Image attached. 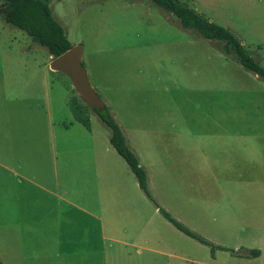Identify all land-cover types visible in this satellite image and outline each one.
Instances as JSON below:
<instances>
[{"label":"rangeland","instance_id":"obj_1","mask_svg":"<svg viewBox=\"0 0 264 264\" xmlns=\"http://www.w3.org/2000/svg\"><path fill=\"white\" fill-rule=\"evenodd\" d=\"M176 1L230 30L264 67V0ZM50 8L70 43L81 45L89 81L146 170L153 198L191 230L227 248L215 250L212 256L208 245L178 230L143 192L148 204H138L140 215L130 202L117 209L122 210L117 236L133 241L131 246L98 239L93 222L82 220L89 216L70 209L64 229L77 235L70 241L75 256L64 254L63 264H264V152L247 161L220 152L213 142L207 159H197L191 175L189 159L175 160L169 151L161 156L157 142L151 141L156 134L142 127L143 114H161L165 121H181L183 126H191L197 137L205 138L237 132V121H243L244 128L239 130L261 138L258 146L264 148V78L243 68L233 55H225L221 42L183 28L173 14L150 0H50ZM53 58L23 30L6 23L0 11V66L9 74L7 87L20 90L23 97L16 104L23 115L16 137L29 135L25 112L33 108V97L38 95V105L47 104L53 120L50 135L38 124L36 151L45 154L36 161L38 167H50L52 158L59 193L64 196L67 191L71 201L84 199L92 204L93 192H82L78 172L66 186L65 175L59 176L58 170L77 171L98 164L102 170L116 167L122 174L132 172L116 151L105 149L109 129L93 111L87 109L91 131L74 120L67 98L76 96L86 104L69 77L50 67ZM36 59L48 72L39 69ZM44 72L52 82L47 98ZM3 81L0 75V88ZM30 150L34 151L32 142ZM203 165L211 166L208 181L196 172ZM219 178L222 183L217 184ZM108 201L103 192L105 223L115 209L114 204L110 209ZM228 201L236 212L233 216L225 213L223 218L221 211ZM124 210L130 213L124 215ZM55 213L58 215L57 209ZM6 246L11 257L18 259L20 254L19 258H24L22 248L9 242ZM140 246L148 250L136 253ZM252 249L263 251L261 259L249 255Z\"/></svg>","mask_w":264,"mask_h":264},{"label":"crops","instance_id":"obj_2","mask_svg":"<svg viewBox=\"0 0 264 264\" xmlns=\"http://www.w3.org/2000/svg\"><path fill=\"white\" fill-rule=\"evenodd\" d=\"M37 62L39 69L42 68L48 72L43 62L42 64L39 63V60ZM0 72V75L4 77L3 88H0L1 264H63L65 261L61 257L64 254L68 253L69 256H75V254L71 255L70 241L74 240L77 235L70 234L64 229V220L69 219L68 214L70 209L74 213L82 212L89 216L82 220L88 223L93 222L98 239L127 246L134 245L133 241L121 238L117 233L119 229L118 215H121V209L125 208L123 205L120 206L121 204L125 202L132 203L138 215H140L138 204H148L137 180L132 177L133 172L131 171L132 174H128L125 171L122 174L116 167L115 169L108 168L102 170L98 164H92V168H83L77 171L61 168L58 170V174L59 176L65 175L63 182L66 186L69 185L70 181L72 182L71 176L73 173L78 172L79 178L77 182L80 184L82 192H90V194L93 192V201L91 204L83 199V201L76 203L67 197L69 195L67 191L64 196L60 194L58 187L56 189L57 185L55 182L58 179L56 177L57 171L52 168L53 159L50 158V167L44 165L45 167L39 168L36 162L38 159H43L42 156L45 155L36 151L38 124L43 125V129L47 132L46 135L51 134V126L53 125L48 106L44 103L38 105L39 97L35 95L33 97L35 100L33 108L31 106L27 108L28 112H25V115L27 114L26 116L28 117L24 119L26 120L24 124L25 128L28 127L29 135L26 134L24 138L16 137V129L21 126L23 121L20 120L21 116H23L20 111V105L16 107V104H19L23 97H21L20 90L7 87V76L9 74L6 75L5 67L0 66ZM43 82L45 89L44 98H47V88H49V85H52V82L48 79L46 72L43 75ZM67 102H69V98H67ZM38 112L40 113L39 115ZM163 116L165 115L143 114L142 127L156 134L155 138L151 141H154L152 142L153 144L157 142V150L161 156V152L169 151V153L172 152L175 160L189 159L192 167L191 175L195 173L193 169L197 167L196 160L200 158L207 159L206 154L211 151L209 145L213 142L217 144L214 148L220 152L228 153L229 156H243L247 161L260 156L264 152V148L258 146L262 143L261 138L255 135H247L243 130H239L240 128H244L243 121H237V132L228 133L227 131L226 135L224 133L221 136L199 138L190 129L192 128L191 126L187 124L183 126L181 121L178 122L174 119L165 121ZM33 131L34 136L32 135ZM168 133H171L172 136H168ZM84 140L87 139L84 138ZM93 140L95 139L92 138L91 141ZM31 142L34 144V151H28ZM219 145L222 146L218 147ZM23 148L26 152L22 151ZM105 149L110 152L116 151L109 142V135L105 143ZM86 150L89 151L88 149ZM90 153L92 157L93 152ZM24 165L28 167H24ZM202 167V169L196 172H198V175L207 178L208 181L212 173L211 166L203 165ZM226 168L221 170L222 175H224ZM60 181V185H62V180L59 178ZM220 183H222V180L219 178L217 184ZM103 192L107 195V199L109 200L107 203L110 209L111 204L115 205L114 213L111 214L110 212L109 220L106 223L103 217ZM83 196L84 194L82 193V198ZM119 206L121 209L117 211ZM226 206L221 211L223 218L225 213L233 216L236 212L229 201ZM206 208L210 209L211 207L206 206ZM55 209H57L58 215L55 213ZM62 209H66V212H62ZM124 213L126 215L130 212L124 210ZM123 231H127V228H123ZM81 238L84 239V237ZM7 242L15 247L22 248L24 258H19L20 254H18V259L11 257L6 249ZM141 249L147 248L140 246L136 253L141 252ZM83 256H85V253ZM262 256L263 251L260 249L257 257L261 259Z\"/></svg>","mask_w":264,"mask_h":264},{"label":"trees","instance_id":"obj_3","mask_svg":"<svg viewBox=\"0 0 264 264\" xmlns=\"http://www.w3.org/2000/svg\"><path fill=\"white\" fill-rule=\"evenodd\" d=\"M150 1L161 10L173 14L183 28L194 30L206 40L221 42V50L225 55H233L243 68L264 78V67L249 54L241 41L226 27L209 20L196 10L180 4L176 0ZM2 17L6 23L23 30L33 42L45 47L53 57L60 55L72 46L65 28L53 17L50 0H7V5L2 10ZM68 103L74 120L82 124L86 129L89 130L91 127L87 109L93 111L98 119L109 129L110 144L127 163L141 190L154 203L159 213L166 220L187 236L208 245L212 256H214V252L217 249H227L191 230L174 218L167 210L159 206L148 189L146 170L140 165L135 152L129 147L120 125L106 104L101 110H96L88 105H83L76 96L71 97ZM249 255L258 256L259 250L252 249Z\"/></svg>","mask_w":264,"mask_h":264},{"label":"water","instance_id":"obj_4","mask_svg":"<svg viewBox=\"0 0 264 264\" xmlns=\"http://www.w3.org/2000/svg\"><path fill=\"white\" fill-rule=\"evenodd\" d=\"M5 3L3 6H6ZM52 69L66 74L72 82L79 98L89 107L101 110L104 101L91 85L87 71L82 63L81 45H72L68 50L53 58L50 62Z\"/></svg>","mask_w":264,"mask_h":264},{"label":"flooded vegetation","instance_id":"obj_5","mask_svg":"<svg viewBox=\"0 0 264 264\" xmlns=\"http://www.w3.org/2000/svg\"><path fill=\"white\" fill-rule=\"evenodd\" d=\"M5 3H7V0H0V11H2L3 8H5V6H3Z\"/></svg>","mask_w":264,"mask_h":264}]
</instances>
